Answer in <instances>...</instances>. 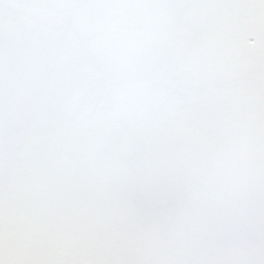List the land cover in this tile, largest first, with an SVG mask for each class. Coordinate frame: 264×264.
<instances>
[{
	"label": "snow or ice",
	"instance_id": "1",
	"mask_svg": "<svg viewBox=\"0 0 264 264\" xmlns=\"http://www.w3.org/2000/svg\"><path fill=\"white\" fill-rule=\"evenodd\" d=\"M0 264H264V0H0Z\"/></svg>",
	"mask_w": 264,
	"mask_h": 264
}]
</instances>
